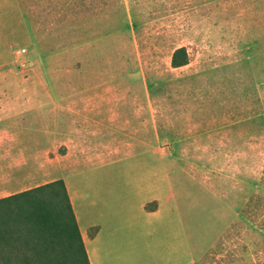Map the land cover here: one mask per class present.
Returning <instances> with one entry per match:
<instances>
[{"label":"rangeland","instance_id":"1","mask_svg":"<svg viewBox=\"0 0 264 264\" xmlns=\"http://www.w3.org/2000/svg\"><path fill=\"white\" fill-rule=\"evenodd\" d=\"M180 46L188 63L174 68ZM92 81L150 99L158 177L259 179L207 184L192 237L222 246L224 258L236 248L237 264H264V0H0V98L66 97ZM65 150L50 144L47 159ZM140 161L156 156L82 163L65 176L77 188L130 178ZM232 188L238 196L211 195ZM218 199L239 200L238 215Z\"/></svg>","mask_w":264,"mask_h":264},{"label":"crops","instance_id":"2","mask_svg":"<svg viewBox=\"0 0 264 264\" xmlns=\"http://www.w3.org/2000/svg\"><path fill=\"white\" fill-rule=\"evenodd\" d=\"M107 84L78 85L66 97L0 98V197L62 179L90 264H237L236 248L224 258L222 246L192 237L200 230L192 217L205 208L207 184L247 185L259 179L158 177V124L142 107L150 99L103 92ZM50 144L66 150L48 160ZM142 154L155 155L156 162L140 161L134 177L98 178L77 188L65 176L82 163ZM192 185L198 188L192 191ZM226 190L213 189L211 195L238 196L239 188ZM226 203L237 216L239 200Z\"/></svg>","mask_w":264,"mask_h":264},{"label":"trees","instance_id":"3","mask_svg":"<svg viewBox=\"0 0 264 264\" xmlns=\"http://www.w3.org/2000/svg\"><path fill=\"white\" fill-rule=\"evenodd\" d=\"M187 63L175 48L170 65ZM0 264H90L62 179L0 197Z\"/></svg>","mask_w":264,"mask_h":264},{"label":"built area","instance_id":"4","mask_svg":"<svg viewBox=\"0 0 264 264\" xmlns=\"http://www.w3.org/2000/svg\"><path fill=\"white\" fill-rule=\"evenodd\" d=\"M24 51H25V49H24V48H21V49H17V50H16V53L19 54V53L24 52ZM22 65H23V64H22Z\"/></svg>","mask_w":264,"mask_h":264}]
</instances>
